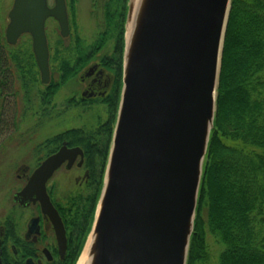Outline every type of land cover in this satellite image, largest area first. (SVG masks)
I'll return each mask as SVG.
<instances>
[{"label":"water","instance_id":"obj_1","mask_svg":"<svg viewBox=\"0 0 264 264\" xmlns=\"http://www.w3.org/2000/svg\"><path fill=\"white\" fill-rule=\"evenodd\" d=\"M231 3L128 0L121 97L93 223L76 264L85 251L87 264H187ZM8 18L7 43L29 34L41 82L49 84L46 23L55 19L61 36H69L67 0L52 6L14 0ZM77 152L83 153L64 146L49 156L14 198L39 199L63 245L46 182Z\"/></svg>","mask_w":264,"mask_h":264},{"label":"trees","instance_id":"obj_2","mask_svg":"<svg viewBox=\"0 0 264 264\" xmlns=\"http://www.w3.org/2000/svg\"><path fill=\"white\" fill-rule=\"evenodd\" d=\"M127 2L108 1L107 21L98 33L96 46H100V42L111 33L121 41ZM119 3L120 8L117 9L115 5ZM69 13L72 27L76 23L75 9H70ZM0 15L3 16L1 4ZM75 32L70 35L77 40L76 57L79 54L84 58L85 51L80 48L83 38L78 29ZM24 36L29 35L21 38ZM65 51L71 52V49L65 48ZM61 52L64 49L60 44L55 53H50L51 71L55 70L54 64L57 63L59 77L52 75L50 83L44 85L40 96L45 105L52 103L59 90L76 77L78 68L87 65L99 51L95 47L89 61L84 60L83 63L80 60L75 68L69 66L67 56L60 55ZM121 83L119 78L116 86ZM36 84L42 82L31 37L28 41L19 40L16 45H10L6 41L5 27L0 24V117L9 96L16 93L17 101H20L18 91L15 92L17 87L23 89L28 100V94ZM117 108L116 101L109 110L110 119L100 127V131L108 133V144L101 146L98 155L91 156L93 162H100V167L91 165L92 178L96 180L90 195L84 201L69 199L62 209L67 225L75 226L80 236L79 254L90 232L100 197ZM83 131L72 129L65 133V137L72 144L88 147L87 138H79ZM50 142H55V139ZM209 238L220 248L217 264H264V0H232L231 3L214 128L203 167L187 264H207L210 258Z\"/></svg>","mask_w":264,"mask_h":264},{"label":"flooded vegetation","instance_id":"obj_3","mask_svg":"<svg viewBox=\"0 0 264 264\" xmlns=\"http://www.w3.org/2000/svg\"><path fill=\"white\" fill-rule=\"evenodd\" d=\"M50 1L51 0H49V2ZM115 7L119 9L120 3L115 5ZM106 21L107 20L104 21V24ZM98 33L95 36L96 40L94 38L92 43L83 41L84 46L82 50L85 51L84 58H81L79 54H77L76 57V54L70 51H67V55L65 54L70 61H68L69 66L75 68L76 64L80 63V60L83 63L84 60L86 62L89 61L93 53L92 50L95 47H97L99 51L95 58L90 60L87 65L82 69L78 68L76 77L68 83L71 84V86L75 84L74 89L77 87L75 91L78 89V85L82 84L83 86L81 90L73 93V96L68 100V104H73L75 108L83 107V110H89L103 105L107 107L109 114L110 108L116 101L117 106H119L121 97L122 83L120 86L116 85L119 78L121 81L123 78L124 34L119 42L118 36L111 33L109 34L110 36L108 35L105 40L100 42V46H96L99 40ZM81 36L84 38L83 36L85 35L81 34ZM66 38L70 39L65 48L72 49L74 45L71 46V42L75 39L74 44H76V38L71 35ZM80 44L79 46L81 48L82 43ZM109 48L111 51L108 53ZM75 57L76 60L73 61ZM109 119L108 116L103 124L107 123ZM100 132H104V136L101 140H98V137L103 134L99 132L83 131L79 133L80 139L87 138L88 147H84L81 144L75 145L70 143L65 137L66 132L54 136L50 141L55 139V142H48L49 144H46L47 151L43 154L44 156L42 158H39L33 166L25 164L17 169V180L21 183V186L14 192L12 200L14 206L19 208V211L13 212L10 217L8 215L4 221L0 223V264H76L80 255V251H78L80 236L75 226L69 227L67 225L62 209L67 205L71 194H80L81 192L63 193L59 191L58 184L55 185V183H51L58 175L61 176L62 174L66 178L70 175L69 172L72 169L77 168L83 170V174L82 176L78 175L75 178V182L79 183V181H84L83 185H79L83 188L82 192L90 193L92 191L93 183L96 178H92L93 175L91 170L93 167L91 165L94 164V168L96 165L100 167V162H93L91 156L98 155L101 146H106L108 144V133L105 132V130ZM64 146L69 149L80 148L83 152L75 153L71 159H67L62 163L46 182V193L57 210L64 227L66 237L65 245L61 244L60 234H58L51 216L43 211L39 199H32L28 204H23L22 202L14 200L15 195L26 187L34 172L41 166L43 161L49 156L59 152ZM63 176L61 178H63ZM23 198L24 201H28L27 197H22V199ZM59 199H61L62 202H60Z\"/></svg>","mask_w":264,"mask_h":264},{"label":"rangeland","instance_id":"obj_4","mask_svg":"<svg viewBox=\"0 0 264 264\" xmlns=\"http://www.w3.org/2000/svg\"><path fill=\"white\" fill-rule=\"evenodd\" d=\"M14 0H0L3 9V16L0 15V20L6 28L8 24V12L10 11ZM108 1L110 0H67L68 11L75 9L76 15L74 17V25L71 27V32L78 29L80 35L83 36V41L92 43L96 34L104 28V21L107 19L106 10L108 9ZM50 5H53L51 0ZM70 6V7H69ZM70 14V13H69ZM3 17V19H2ZM72 25V24H71ZM48 32V41L51 52L55 53V49L61 44L64 52L60 55H67L65 47L70 38H65L61 41L60 28L57 21L50 18L46 24ZM76 33V32H75ZM29 36H24L20 39L25 42L28 41ZM74 39V38H73ZM75 39L71 42L72 53H76L77 48L74 44ZM83 44L81 49H83ZM111 49H108V53ZM57 63L54 64L55 69L52 70V75L55 78L59 77L57 71ZM75 84L71 86L68 84L62 87L55 95L52 103L47 105L42 103L41 92L45 89L43 84L34 85L31 92L28 94V100L25 99V92L23 89L16 88L20 101H17L16 93L9 96L8 102L4 103L2 116L0 117V223L13 212L19 211L18 207L14 206L12 197L15 191L21 186L17 180V169L22 165L35 164L39 158H42L46 153V144L50 143V139L54 136L60 135L72 129H83L87 132H99L104 136V132H100V127L103 125L106 118L109 116L106 106H98L89 110H83V107L75 108L73 104H68V100L73 96V93L82 89V84L78 85L75 91ZM18 89V90H17ZM20 103V104H19ZM20 105L18 112L17 105ZM106 141V140H105ZM49 142V143H48ZM111 142V141H110ZM111 144V143H110ZM70 175L65 178L57 176L52 180V183L59 185V191L63 193L72 192L80 194H71L70 198H76L84 201L89 193L82 192L81 186L84 181L75 182L78 175L83 174V170L74 168ZM63 176V178H61ZM60 202L61 199H59ZM210 246V258L207 264H217L216 257L220 252L219 246L212 240L208 239Z\"/></svg>","mask_w":264,"mask_h":264},{"label":"bare ground","instance_id":"obj_5","mask_svg":"<svg viewBox=\"0 0 264 264\" xmlns=\"http://www.w3.org/2000/svg\"><path fill=\"white\" fill-rule=\"evenodd\" d=\"M78 264H87V252L85 251L79 260Z\"/></svg>","mask_w":264,"mask_h":264}]
</instances>
